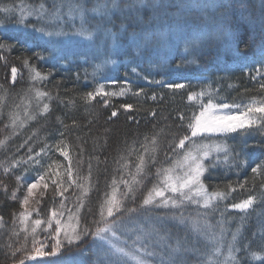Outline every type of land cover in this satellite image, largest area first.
Wrapping results in <instances>:
<instances>
[{"label":"trees","instance_id":"obj_1","mask_svg":"<svg viewBox=\"0 0 264 264\" xmlns=\"http://www.w3.org/2000/svg\"><path fill=\"white\" fill-rule=\"evenodd\" d=\"M23 1L28 5L22 7ZM197 2L216 7L209 8L205 17L198 9L184 11L177 6ZM96 3L111 4V0H70L76 9L81 5L85 9L93 8ZM117 3L122 11L113 10L110 22L98 15V24L103 23L105 28L117 33L121 24L126 25L117 51L110 58L117 67L116 84L131 80L133 94L85 99L84 93L95 91L101 82L91 70L104 59L94 57L91 45L98 43L105 28L95 32L90 48L73 40L51 46L45 34L49 19L42 7L57 11L60 9L57 0H0V43L11 45L0 49V141H3L0 143V264H12L13 259L20 258L21 253L15 257L12 253L25 242V237L31 248V229L36 219L42 221L37 231L47 228L49 219L53 224L59 219L66 225L70 220L75 224L80 216L83 222L91 224L100 219L101 207H106L113 193L125 208L176 217L183 212L186 217L198 218L200 226L208 227L214 235L213 251L209 253L199 246L189 256L190 264L229 261L236 264L237 260L239 264H264V168L255 174L251 171L264 161V128L255 126L232 135V155L240 154L236 163L244 161L239 167L232 163L224 170L214 160L207 162L211 167L202 174L201 181L206 190L222 193V199L211 201L207 207L202 200L199 203L185 200L179 207H173L170 201L176 199L179 203L182 197L167 187V177L174 179L182 174L175 162L191 145L185 141L187 147L183 151L177 149L172 153L174 145L170 146V142L174 135L176 144L183 135L191 136L187 123L198 112L188 99L193 91L191 86L170 89L154 82L178 83L179 79L188 81L190 76L204 72H212L214 76L226 74L236 85L227 90L231 102H239L241 111L253 102L254 106H260L264 91L259 85L264 83V76L253 79V74L239 69L232 75L225 66L264 50V0H117ZM158 3L167 7H155ZM133 4L135 8L128 7ZM176 23H190L197 30H204L206 40L198 63H192L190 68L187 64L176 67L182 59L188 60L180 43L172 49H144L137 54L136 43L130 38L132 33L155 36ZM41 27L44 32L39 31ZM225 33L235 37V48ZM34 53H40L44 59L36 58ZM80 53H86L84 60H80ZM24 58H29V65L41 73L40 78H33L35 73L23 65ZM13 66L18 69L15 81L11 74ZM125 104L132 107L125 108ZM180 124L183 128H177ZM205 138L211 139V135L201 133L193 140L202 143ZM170 168L172 172L165 171ZM38 172L45 176L42 186L29 197L27 205H22L25 181L36 177ZM43 184L48 187L44 188ZM154 189L163 190L164 197L144 205L143 199ZM182 191L191 195L187 189ZM249 196L255 199L248 209L230 207ZM163 199L169 200L167 206H162ZM53 211L58 213L54 218ZM22 213H27L26 219ZM114 215L121 214L114 212ZM128 215L124 213L123 219ZM169 225V229H177L174 222ZM91 226L94 229L97 225ZM95 243V238L88 237L78 245L66 246L60 253L61 256L78 253L82 257V251L87 249L85 261L95 264L92 249ZM242 243L245 248H240ZM253 253L263 257L256 259ZM31 262L26 260L25 264Z\"/></svg>","mask_w":264,"mask_h":264},{"label":"snow or ice","instance_id":"obj_2","mask_svg":"<svg viewBox=\"0 0 264 264\" xmlns=\"http://www.w3.org/2000/svg\"><path fill=\"white\" fill-rule=\"evenodd\" d=\"M137 2H141V0H137ZM135 4L129 5V8H135ZM180 9L184 11H190L192 9H198L203 16H207V10L209 8L216 7L215 4H206V3H195V4H185L179 3L177 5ZM155 7H167L164 3H158ZM113 10L122 11L120 5L117 3V0H111V4H98L96 7L91 10L85 9L82 5L75 10L70 11H79V15L81 18L80 27L74 33L75 35L85 37L86 39H93L96 30H98L101 25L96 24L94 28L90 29L88 25L87 12L92 11L96 12L98 15L105 17L110 22ZM8 11V9H5ZM22 22V21H20ZM126 25H120V33L113 32L112 29L105 28L104 38L105 40H110L112 47L117 46L121 40L120 37L125 29ZM39 31L44 32L45 29L41 27ZM191 33V35H187V33ZM47 36H62L68 35V33L61 31H48L45 33ZM138 48L137 54H140L144 49H172L178 43L183 44V51L188 53L191 59L181 60V63L176 65V67H183L186 64L190 63H198V57L202 54L203 45L206 40V36L204 34V30H197L190 23H176L173 26L165 28L163 31L158 32L155 36L153 35H143L140 36L137 33H132L130 37ZM220 37L217 36V39ZM225 38L228 40L229 44L235 48V37L230 33H225ZM5 47H11V45H5L4 43H0V49ZM238 52V49H236ZM38 59H44V57L40 53L33 54ZM111 55V50L106 53V56ZM20 59V57H17ZM114 63V61H110L109 59H105L101 63L95 66V71L99 73L103 68L106 67L108 63ZM22 63L25 67L29 68L30 73L34 72V79L40 78L41 73L35 70L34 65H29V58H24ZM255 63L260 65V68L256 69V75H261V68H264V50L261 51L258 60ZM135 71V69H133ZM18 69L13 66L11 68L12 80L15 81L17 77ZM146 78V77H145ZM256 77L254 76L253 79ZM155 83H161L160 81H154ZM111 83H116V81H111ZM124 83H127L125 80ZM167 88L170 89H182L185 87L184 83H168L166 85ZM2 87V86H0ZM260 90L264 91V83L259 85ZM125 89H121L120 92H105L104 84H99L95 91H88L84 93L85 99H95L97 96H115L125 95ZM143 92V89H140ZM40 95V93H37ZM194 94L190 93L188 95V99H193ZM156 97L153 95L152 99L154 100ZM104 103L107 104L108 101L105 99ZM253 104H249L245 106L243 111L239 110V106L236 107V111H233V105L229 104H214L211 99L208 100L207 103H203L200 106L199 114H194L191 122L187 123V129L191 130V136L185 134L182 138H179V143L176 144L175 141L177 136H173V140L170 142L172 153H176L177 149L183 151L187 146L185 145V141H189L191 147L188 148L187 151H184L182 157L177 160L176 167H178L182 174L177 175L174 179L172 176L167 177V187L171 190L172 193H180L182 199L179 201L176 199H172L170 202L173 207H179L185 200H191L192 203H199V200L203 201L205 207L211 204L212 198L217 196H222V193L213 192L209 193L204 188V184L201 181V176L205 172V170L211 167L210 164L205 163V158L209 157L213 151L220 152L224 151L225 155L222 158L217 157L218 161L224 163H236L239 157V153L235 155L231 154L230 148H225L224 145L220 143H214L209 138V142L207 143H196L193 138L198 137L201 133H237L238 130H248L253 129L255 126H259L260 128H264V116L257 118L254 114L260 113L264 114V101H261L260 106H254ZM125 108H131V104L123 105ZM47 108V105H45ZM112 116H116V112H112ZM183 117L181 120L183 121ZM15 122V121H13ZM177 128H183V124L177 125ZM3 143V141H0ZM65 155H67L65 153ZM154 159V158H153ZM19 163V161H16ZM243 160H239L236 163V166L239 167L243 164ZM141 164H143V158H141ZM138 170L140 169V165L137 166ZM264 168V161H261L256 167L251 169L252 173H257L260 169ZM7 170V169H6ZM166 172H172L173 169H166ZM69 178L71 177V171L68 172ZM19 177L17 180L19 181ZM45 176L42 173H37L35 179L32 182L27 183L26 185V194L23 196L21 200L22 205H27L29 201V197L34 194V190L37 189L42 182L44 181ZM44 188H47V184H43ZM230 187V185H229ZM187 189L188 193H192V196L186 195L182 190ZM63 193H61L62 195ZM163 190L154 189L153 192H149L146 198L143 199L144 205L152 204L157 197H164ZM125 196L127 193L124 194ZM199 198V199H194ZM254 197L249 196L247 199L241 201L240 203L231 204L230 207L236 209H248L254 202ZM162 206H167L169 204V200H162ZM114 212L120 213L121 215L116 216ZM136 212L135 208H125L120 200L115 199L114 197L108 201H106V215L104 206L101 207L100 211V219L93 220L91 224L97 225L94 229L91 224L83 222L80 216L76 217L75 224L64 225L61 223L59 219L55 220L53 224V220L49 219L46 221L47 228H42L40 231H37L38 226L42 224L40 219H36L34 221V227L31 229V248L27 246V237H25V242L21 244L20 247H17L15 251L12 253L13 257L16 256V253H21L20 258L13 259L12 264H25L26 260L37 261L38 259L42 262V264H50L46 260L48 257L57 256L62 249L66 246L78 245V242L82 243L86 238L93 237L95 238V242H106L112 245V248H115L116 252L122 253L125 256H131L132 259L137 261V264H149V261L140 258L139 256L126 252L124 248H117L114 244H112V237H117V232L113 229L115 227H119L124 224L123 214H133ZM89 213H92V210L89 209ZM57 212H52V217L57 216ZM27 218V213H22ZM63 215V213H60ZM175 218V217H173ZM188 219H191L189 217ZM86 220V217H85ZM185 217L183 213L180 215V222L183 223ZM193 223H197L195 220ZM103 225L102 227L99 225ZM139 239V237H137ZM233 241H235L236 237L233 235ZM50 248V251H46V249ZM110 249H104L103 244L99 245V251L97 255V260L95 264H121L120 259H114L110 253ZM216 251H219L217 248ZM100 254L103 255V259L100 258ZM148 256H155V252L147 253ZM253 257L257 254L253 253ZM235 259V258H233ZM123 264H127L126 261ZM161 264H176V261L172 258H169L165 261L163 258L161 259ZM236 264H239V261H236Z\"/></svg>","mask_w":264,"mask_h":264},{"label":"rangeland","instance_id":"obj_3","mask_svg":"<svg viewBox=\"0 0 264 264\" xmlns=\"http://www.w3.org/2000/svg\"><path fill=\"white\" fill-rule=\"evenodd\" d=\"M57 3H58L57 8H60L57 11H55L56 8L48 9L46 7H42V11L45 12L46 14L45 16L49 19V29L46 30L45 32L63 30L64 32L68 33V35H62V36L46 35L50 45L55 46L62 43L64 40H73V41H77L79 44H82L83 46H86L87 48H90L91 42L89 39L74 34L76 30L80 27L81 18L79 15V11H70L76 9L74 5L70 4V0H57ZM26 5H28L26 1H23L22 7ZM97 5L98 3H96V6ZM88 9L91 10L92 8H88ZM87 17H88L87 19H88L89 28L90 29L94 28L91 25L98 24L99 22L98 14L96 12L88 11ZM58 24H60V26H58ZM103 27L105 28L106 25L102 23L101 28ZM96 34L97 33H95V35ZM100 37L101 39L98 41V43H96V45H91L93 47L92 50L94 51V57L104 60L105 58H107L110 61H113L110 57H112L117 51L116 46L113 48L112 45L109 44V40H105L104 32L103 34L100 33ZM207 40L210 39L207 38ZM88 44L89 46H87ZM180 44H181V51L184 54L185 58L191 59L189 54L183 51V44L182 43ZM66 46L67 45H65L64 48ZM108 50H111V55L106 57V53ZM260 53L261 51L254 57L247 58L239 63H235V64L227 63L225 67L227 70H230L232 72L231 73L232 75L236 72V70L239 69L246 72H250L256 78H261L262 76H264V68H261V75H256V69L260 68V65L255 63V61L258 60ZM78 56L80 57V60H84L83 58L86 56V53H80L78 54ZM96 65L93 66L94 69L92 68L91 73L92 75L95 74V76H98L100 78L101 81L100 84L101 83L104 84L105 92L118 93L121 91V89H125L126 90L125 95L123 96H128L133 94V88L130 86L131 80H128L127 83L125 84H123L122 82L118 84L111 83V81L116 80L114 77V72L117 68L115 62L108 63L106 67L103 68L99 73L95 71ZM186 66L190 68L192 66V63L187 64ZM177 82L184 83L185 86L186 84H188L189 86L192 87L193 91L191 93L194 94V97L189 101L191 106H193L197 110L198 114L201 104L207 103L209 99H211L214 104L224 103V104L233 105L234 106L232 109L233 111L237 110L235 106H239V102L238 103L231 102V99H229L227 95L228 94L227 90L230 89L232 90L236 85L233 83V80L230 81L228 75L226 74H218L217 76H214L212 72H204L199 75L190 76L188 81L186 79H179L177 80ZM168 83H169L168 81H162L159 84L161 86H164ZM115 96H119V95H115ZM106 97L108 98L109 96ZM240 102L245 104L243 101ZM239 110H240V106H239ZM207 134L211 135L210 140L212 142L220 143L224 145L225 148H230L231 154H233L232 137L234 136L233 134L235 133H227V134L207 133ZM202 141H203L202 143L209 142L205 139H203ZM224 155H225L224 151H220V152L213 151L209 157L205 158V163L207 164L209 160H214L215 162H217L218 165L222 166V169L227 170L228 167L232 165V163L221 162ZM217 157H220L221 161H218ZM35 178L36 177L27 178L25 183L26 184L30 183ZM41 186L42 184L38 188H41ZM37 189H35L34 192ZM207 191L210 194L213 192H217V191H211L209 189H207ZM25 194H26V189H25ZM192 195L193 194L191 193L190 196ZM113 197L114 198L116 197L115 193H113L108 199L110 200ZM193 198L199 199L195 197ZM222 198L223 196L213 197L212 201ZM199 202H201V200H199ZM104 209H106V207H104ZM184 217L185 220L183 223H181L180 217H176L174 215L168 216L165 214H161L159 212L154 213L146 210H143L142 212L140 210L136 211L133 214H129L124 219L123 225L119 227H115L113 229L114 231L117 232V237H112V244H114L117 248H124L126 252L135 254L140 258L149 261V264H159V263L161 264L162 258L165 261H167L169 258H172L176 261V264H190L189 256L195 254L197 252L196 250L199 249V246L201 248L205 247V250L207 252L212 253L213 249L211 246L214 243V235L208 229V227L200 226L198 224L197 222L198 218L192 217V215H188L187 217L186 216ZM189 217H191V219H188ZM194 220L197 223L194 224L193 223ZM171 222H174L177 225L176 230L172 228L169 229L170 226L169 224ZM69 224H72L71 220L66 225ZM174 230L177 232H174ZM137 237H139V239ZM100 244H103L104 249H110L111 251L109 255H111L114 259H120L122 264L124 262L123 261L124 259L128 261L127 264H137V261L132 259L131 256H125L122 253L116 252L115 248H112V245L106 242H97L93 245L92 249L94 254L93 257L94 263L97 260ZM242 247L245 248L246 245L242 243L240 248ZM232 250H236V252H238L236 248H230V251ZM86 252H88L87 249H84L82 251L83 253L82 257L81 254L78 253L75 254L68 253L66 254V256H61L62 254L59 253L55 257L46 258V260L50 262V264H88L85 261L86 258L84 257V254H87ZM149 252H155L156 255L148 256L147 253ZM262 257L263 255L261 254L255 256L256 259H261ZM100 258L103 259L102 254H100ZM29 264H42V262L39 261L38 259L37 262L32 261ZM227 264H232V262L229 261Z\"/></svg>","mask_w":264,"mask_h":264}]
</instances>
